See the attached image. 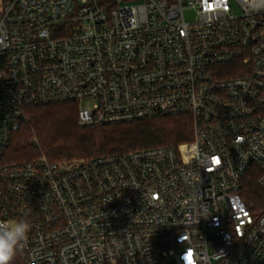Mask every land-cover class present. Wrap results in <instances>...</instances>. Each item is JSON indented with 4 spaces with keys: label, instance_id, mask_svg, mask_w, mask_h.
Returning a JSON list of instances; mask_svg holds the SVG:
<instances>
[{
    "label": "built area",
    "instance_id": "1",
    "mask_svg": "<svg viewBox=\"0 0 264 264\" xmlns=\"http://www.w3.org/2000/svg\"><path fill=\"white\" fill-rule=\"evenodd\" d=\"M0 1V220L30 223L25 264H264V0ZM66 103L81 127L188 116L193 140L8 163L26 110Z\"/></svg>",
    "mask_w": 264,
    "mask_h": 264
},
{
    "label": "trees",
    "instance_id": "2",
    "mask_svg": "<svg viewBox=\"0 0 264 264\" xmlns=\"http://www.w3.org/2000/svg\"><path fill=\"white\" fill-rule=\"evenodd\" d=\"M25 113L27 122L13 136L5 155L10 164L28 163L41 157L51 163L92 160L140 150L177 147L193 140V124L188 116L81 127L79 108L75 103L32 107ZM255 175L252 170L244 181V194L250 206L264 199ZM13 264H25L19 252Z\"/></svg>",
    "mask_w": 264,
    "mask_h": 264
},
{
    "label": "clouds",
    "instance_id": "3",
    "mask_svg": "<svg viewBox=\"0 0 264 264\" xmlns=\"http://www.w3.org/2000/svg\"><path fill=\"white\" fill-rule=\"evenodd\" d=\"M30 223L18 219L14 224L0 220V264H13L18 252L27 243Z\"/></svg>",
    "mask_w": 264,
    "mask_h": 264
},
{
    "label": "rangeland",
    "instance_id": "4",
    "mask_svg": "<svg viewBox=\"0 0 264 264\" xmlns=\"http://www.w3.org/2000/svg\"><path fill=\"white\" fill-rule=\"evenodd\" d=\"M2 9H3V5H2V2L0 1V12H2ZM186 15H187V20L191 21L193 19L192 12H187ZM74 161H87V160L86 159H76V160H71V161H66V162H74Z\"/></svg>",
    "mask_w": 264,
    "mask_h": 264
},
{
    "label": "crops",
    "instance_id": "5",
    "mask_svg": "<svg viewBox=\"0 0 264 264\" xmlns=\"http://www.w3.org/2000/svg\"><path fill=\"white\" fill-rule=\"evenodd\" d=\"M0 14H1V12H0Z\"/></svg>",
    "mask_w": 264,
    "mask_h": 264
}]
</instances>
